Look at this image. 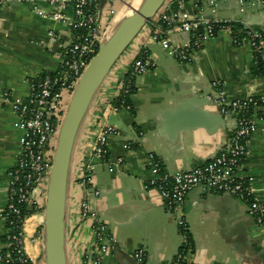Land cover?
<instances>
[{
  "label": "crops",
  "instance_id": "0c3cea01",
  "mask_svg": "<svg viewBox=\"0 0 264 264\" xmlns=\"http://www.w3.org/2000/svg\"><path fill=\"white\" fill-rule=\"evenodd\" d=\"M116 7L118 17L123 16L126 4L117 3ZM185 9L196 12L189 1ZM203 10L209 17L237 18L264 31V8L259 6L250 5L241 11L237 0H220L215 14L207 4ZM150 31L148 26L118 60L100 87L81 129L76 167L85 157L100 123L114 125L118 133L109 138L107 160L96 161L91 184L84 187L74 176L69 186L67 264H132L129 257L118 251L103 255L97 263L92 222L81 221L78 216L82 199L108 223L116 243L130 257L134 258L135 250L142 247L146 251V264H177L184 236L158 190L147 186L155 175L151 168L152 154L162 160L166 171L175 173L201 166L227 146L235 124L230 116L218 119L214 81H220L232 98L264 97V76L254 71L253 52L247 40L236 45L231 33L222 30L195 50L190 61L181 63L159 43L150 40ZM50 32L57 36L51 46ZM71 37L72 32L63 22L42 17L27 4L0 5V252L8 248L7 225L1 214L8 202V172L20 155L22 134L14 126L16 116L11 97L5 94L26 96L31 79L58 68ZM169 37L174 45L181 47L190 39L186 32L172 33ZM143 49L154 67L135 79V91L130 97L133 111H110L107 105L120 87V79ZM195 94L211 99L207 108L215 117L189 115L193 107L187 108L186 115L174 119L163 117L165 111ZM261 114L242 174L251 179L255 197L264 201V105ZM186 124L194 127L183 128ZM118 158H123L122 164L117 163ZM95 191L100 193L96 195ZM205 195L197 187L186 198L185 220L194 240L187 261L264 264V225L256 223L247 204L236 197ZM37 197L41 206L28 214L24 247L37 264H46L45 191L39 190ZM136 202H142V206L133 204ZM0 264L4 263L0 261Z\"/></svg>",
  "mask_w": 264,
  "mask_h": 264
},
{
  "label": "built area",
  "instance_id": "2783aa9c",
  "mask_svg": "<svg viewBox=\"0 0 264 264\" xmlns=\"http://www.w3.org/2000/svg\"><path fill=\"white\" fill-rule=\"evenodd\" d=\"M128 0H0V5L12 3L27 4L42 17L63 22L72 32L71 41L64 48L58 68L46 72L29 81L30 92L26 96H12L11 104L16 116L14 126L21 130L20 155L8 174V202L2 211L7 225L6 241L8 248L0 252V261L4 264H37L30 258L24 247L25 225L28 214L38 211L41 204L37 197L39 190L47 192L54 155L58 143L60 127L67 112L71 97L78 81L93 57L98 53L100 44L113 23L118 9L117 3L126 4ZM189 1L196 8L191 13L185 9ZM220 0H168L153 19L148 21L151 27L149 38L159 43L179 62L191 60L195 50L214 38L220 31H229L234 44L241 45L247 40L251 46L254 64L264 63V31L255 29L247 22L237 18L209 17L203 10L207 4L212 12H217ZM177 3L178 10H172ZM240 10L250 5L264 8V0H237ZM47 7V8H46ZM241 26L237 27L236 24ZM186 32L190 39L185 46H176L169 35ZM239 33L243 37H239ZM50 43L57 36L50 32ZM154 63L147 56L133 60L129 72L120 79V87L108 102L112 112L130 110L131 105L124 96L135 86V79L153 69ZM264 76V73H263ZM217 88L214 98L218 109L224 116L234 119V130L229 142L214 158L191 170L169 173L164 169L162 160L152 154L151 168L155 173L147 186L158 190L169 212L177 216L181 230L187 228L185 205L188 193L194 188H202L206 193L230 195L244 201L248 211L259 225H264V201L255 197V188L249 176L242 174L250 144L258 130L262 117L261 108L264 97L250 95L245 98H232L223 90L220 81H214ZM100 122V121H99ZM98 122V124H99ZM118 129L110 123H100L97 132L89 144L88 151L80 165L76 167V178L84 187L92 182L96 161H106L110 136ZM123 158L117 163L122 164ZM110 170H114L111 167ZM78 171V173H77ZM100 192L95 191L98 195ZM79 219H90L96 234V261L103 255L117 250L118 244L106 222L93 211L86 200L78 205ZM186 238L176 257L177 264H190L185 249ZM134 258L138 264L146 261L144 248H137Z\"/></svg>",
  "mask_w": 264,
  "mask_h": 264
},
{
  "label": "water",
  "instance_id": "95a60500",
  "mask_svg": "<svg viewBox=\"0 0 264 264\" xmlns=\"http://www.w3.org/2000/svg\"><path fill=\"white\" fill-rule=\"evenodd\" d=\"M167 2L168 0H145L142 6L135 8L131 6L132 4H129L128 0L126 6L129 4L130 12L119 21L116 32L111 34L112 27L115 25L114 19L100 44L98 53L90 61L78 81L60 127L58 143L46 192V203L44 208L46 264H67L66 214L68 189L76 172V152L79 135L90 113L97 93L118 60H120L123 54L143 31L148 21L156 17ZM210 103L211 99L209 97L195 94L170 110L165 111L163 117L168 116L174 119L176 116L182 115L183 113L186 115V110L189 107H193L194 110L189 115L197 114L215 117L214 114L208 112L207 106ZM218 112V119L219 116L224 119L219 109ZM186 127L192 128L194 126L192 124L183 126V128ZM210 195L212 194L206 193L205 196ZM222 196L233 198V196L230 195ZM133 204L139 206V208L142 206V202ZM135 211H138V209ZM117 251L129 257L132 264H138L136 259L130 257L126 252L127 250L120 245L115 252Z\"/></svg>",
  "mask_w": 264,
  "mask_h": 264
},
{
  "label": "trees",
  "instance_id": "16d2710c",
  "mask_svg": "<svg viewBox=\"0 0 264 264\" xmlns=\"http://www.w3.org/2000/svg\"><path fill=\"white\" fill-rule=\"evenodd\" d=\"M171 9L174 10V11L178 10L176 2H174L172 4ZM235 26L239 27L241 25L237 23ZM239 37H243V34L239 33ZM147 56H148L147 52L143 49L141 54L139 55V57L146 58ZM254 71H255V73L257 75H263V73H264V63L261 62V61H257V63L254 64ZM134 91H135V86H132L131 92L124 96V99L126 100V102L129 103L131 106H132V103H131V98L130 97L134 93ZM130 110L133 111V106L131 107ZM180 231L186 238V244L184 245L183 249H185V252L187 253L188 251H191L194 248L193 236L191 235L189 230L187 228H185V227H182ZM144 264H146V261L144 262Z\"/></svg>",
  "mask_w": 264,
  "mask_h": 264
},
{
  "label": "bare ground",
  "instance_id": "6f19581e",
  "mask_svg": "<svg viewBox=\"0 0 264 264\" xmlns=\"http://www.w3.org/2000/svg\"><path fill=\"white\" fill-rule=\"evenodd\" d=\"M144 1H145V0H134V4L131 5V6H133V7H135V8H139L140 6L143 5ZM138 5H139V6H138ZM128 12H130V9H129V8L126 10V12L123 14V16H119V17H118V15L116 16V18H115V25L112 27L111 34H114V33L116 32L117 27H118V25H116V24H118L119 21H120L124 16H126V14H128Z\"/></svg>",
  "mask_w": 264,
  "mask_h": 264
},
{
  "label": "rangeland",
  "instance_id": "374dc122",
  "mask_svg": "<svg viewBox=\"0 0 264 264\" xmlns=\"http://www.w3.org/2000/svg\"><path fill=\"white\" fill-rule=\"evenodd\" d=\"M129 4H132V5H133V4H134V0H129ZM129 4H128V5H129ZM128 5H127V6H128ZM138 6H139V5H138ZM128 8H129V6L126 7V10H127ZM45 18H46V17H45ZM146 29H148V25H146V27L143 29L142 32H144ZM142 32H141V33H142ZM135 40H137V39H135ZM132 44H134V42H133ZM132 44H131V46H133ZM131 46H130L128 49H130ZM128 49H127V51H128ZM127 51H126V52H127ZM124 54H126V53H124ZM124 54H123V55H124ZM170 213H171V212H170ZM171 215H173L174 217H176V222H177V221H178V220H177V219H178L177 216L174 215V214H172V213H171ZM100 217H101V216H100ZM101 219L103 220L102 217H101ZM103 221H104V220H103ZM104 222H105V221H104ZM256 223H257V222H256ZM177 224H178V223H177ZM257 224H258V223H257ZM107 225H108V223H107ZM108 227H109V226H108ZM183 236H184V235H183ZM184 238H185V236H184ZM114 252H115V251H114Z\"/></svg>",
  "mask_w": 264,
  "mask_h": 264
}]
</instances>
